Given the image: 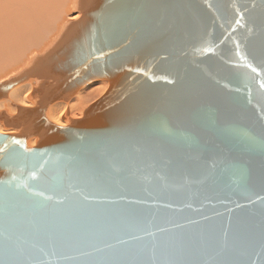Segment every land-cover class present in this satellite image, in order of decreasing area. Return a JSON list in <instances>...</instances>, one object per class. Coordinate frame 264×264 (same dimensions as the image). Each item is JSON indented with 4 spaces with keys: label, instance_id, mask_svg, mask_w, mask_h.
Returning a JSON list of instances; mask_svg holds the SVG:
<instances>
[{
    "label": "water",
    "instance_id": "1",
    "mask_svg": "<svg viewBox=\"0 0 264 264\" xmlns=\"http://www.w3.org/2000/svg\"><path fill=\"white\" fill-rule=\"evenodd\" d=\"M71 10L0 85L32 105L0 114V264H264V0ZM95 81L80 119H46Z\"/></svg>",
    "mask_w": 264,
    "mask_h": 264
},
{
    "label": "bare ground",
    "instance_id": "2",
    "mask_svg": "<svg viewBox=\"0 0 264 264\" xmlns=\"http://www.w3.org/2000/svg\"><path fill=\"white\" fill-rule=\"evenodd\" d=\"M73 1L0 0V85L10 75L25 68L34 54H42L65 23L80 17L78 12L71 10ZM107 87L108 84L104 81L85 85L69 102L49 105L45 111L46 119L60 127L66 126V121L63 120L66 111L70 118L80 119L84 108L95 98L102 96ZM30 92L31 86L27 83L8 89L4 97L6 107H2L4 101H0V114L11 118L18 107L31 108L28 101ZM0 134H15V131L3 129L0 125ZM31 137L26 140L28 147H33L35 143Z\"/></svg>",
    "mask_w": 264,
    "mask_h": 264
},
{
    "label": "rangeland",
    "instance_id": "3",
    "mask_svg": "<svg viewBox=\"0 0 264 264\" xmlns=\"http://www.w3.org/2000/svg\"><path fill=\"white\" fill-rule=\"evenodd\" d=\"M25 98H26V95L24 96V100L26 101ZM7 99H8V98H7ZM97 99H98V98H95V100H97ZM5 100H6V99H5L4 97L0 100L1 102L4 101V104L2 105V107L5 106ZM95 100H94V101H95ZM94 101H93V102H94ZM93 102H91L90 104H92ZM90 104H88L84 109H86ZM65 105H66V104H65ZM5 107H6V106H5ZM7 108H8V107H7ZM9 108H10V107H9ZM66 108H67V107H66ZM62 112H63V111H62ZM63 113H64V112H63ZM63 113H62V114H63ZM59 118H60V117H59ZM30 137H31V136H30ZM31 138H32V137H31ZM29 139H30V138H29ZM33 140H34V139L32 138V142H33ZM27 147H28V145H27Z\"/></svg>",
    "mask_w": 264,
    "mask_h": 264
}]
</instances>
